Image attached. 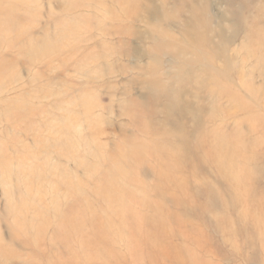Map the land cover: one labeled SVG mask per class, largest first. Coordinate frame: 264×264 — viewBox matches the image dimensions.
I'll list each match as a JSON object with an SVG mask.
<instances>
[{
  "label": "rangeland",
  "instance_id": "rangeland-1",
  "mask_svg": "<svg viewBox=\"0 0 264 264\" xmlns=\"http://www.w3.org/2000/svg\"><path fill=\"white\" fill-rule=\"evenodd\" d=\"M0 264H264V0H0Z\"/></svg>",
  "mask_w": 264,
  "mask_h": 264
},
{
  "label": "bare ground",
  "instance_id": "bare-ground-1",
  "mask_svg": "<svg viewBox=\"0 0 264 264\" xmlns=\"http://www.w3.org/2000/svg\"><path fill=\"white\" fill-rule=\"evenodd\" d=\"M57 186V185H56ZM20 203V202H19ZM42 210V209H41ZM22 222V221H21ZM22 224V223H21Z\"/></svg>",
  "mask_w": 264,
  "mask_h": 264
}]
</instances>
